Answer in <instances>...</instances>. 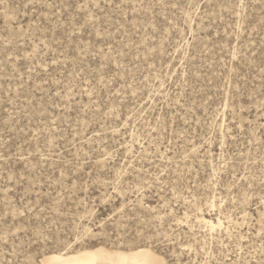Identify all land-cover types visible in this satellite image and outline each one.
Returning <instances> with one entry per match:
<instances>
[{"label": "rangeland", "instance_id": "1", "mask_svg": "<svg viewBox=\"0 0 264 264\" xmlns=\"http://www.w3.org/2000/svg\"><path fill=\"white\" fill-rule=\"evenodd\" d=\"M98 248L264 264V0H0V264Z\"/></svg>", "mask_w": 264, "mask_h": 264}, {"label": "bare ground", "instance_id": "2", "mask_svg": "<svg viewBox=\"0 0 264 264\" xmlns=\"http://www.w3.org/2000/svg\"><path fill=\"white\" fill-rule=\"evenodd\" d=\"M201 222L214 228L212 222L203 218ZM41 264H167L165 259L158 257L148 249L135 251H109L98 248L95 251H81L69 256L51 254L42 260Z\"/></svg>", "mask_w": 264, "mask_h": 264}]
</instances>
